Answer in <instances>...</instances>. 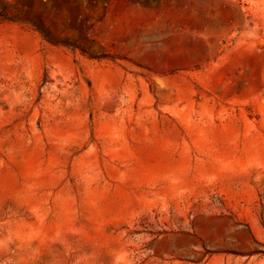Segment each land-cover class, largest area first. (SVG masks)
Here are the masks:
<instances>
[{
	"label": "rangeland",
	"instance_id": "obj_1",
	"mask_svg": "<svg viewBox=\"0 0 264 264\" xmlns=\"http://www.w3.org/2000/svg\"><path fill=\"white\" fill-rule=\"evenodd\" d=\"M3 6L0 264H264V0Z\"/></svg>",
	"mask_w": 264,
	"mask_h": 264
},
{
	"label": "trees",
	"instance_id": "obj_2",
	"mask_svg": "<svg viewBox=\"0 0 264 264\" xmlns=\"http://www.w3.org/2000/svg\"><path fill=\"white\" fill-rule=\"evenodd\" d=\"M34 4V0H29V6H32ZM6 6H3L2 9L0 10V22L3 21H8V22H13V23H19V24H25L31 26L33 29L38 31L42 38L52 44V45H62V46H67V47H73L75 49H80L83 53H86L80 46H77L76 44H70L68 42H62L58 39H55L52 37L50 32L48 30H45L41 24L38 22H35L32 20L30 17H21L20 15H11L7 12H5ZM93 57V56H91Z\"/></svg>",
	"mask_w": 264,
	"mask_h": 264
}]
</instances>
